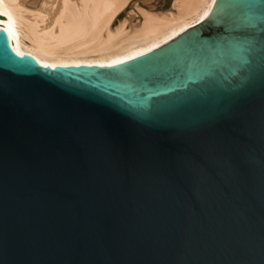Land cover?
<instances>
[{"label":"water","instance_id":"1","mask_svg":"<svg viewBox=\"0 0 264 264\" xmlns=\"http://www.w3.org/2000/svg\"><path fill=\"white\" fill-rule=\"evenodd\" d=\"M8 19L0 264H264V0L113 64L46 66Z\"/></svg>","mask_w":264,"mask_h":264},{"label":"bare ground","instance_id":"2","mask_svg":"<svg viewBox=\"0 0 264 264\" xmlns=\"http://www.w3.org/2000/svg\"><path fill=\"white\" fill-rule=\"evenodd\" d=\"M127 1L0 0V9L9 14L10 40L16 52L55 66L124 61L201 22L214 3L174 0L171 12L141 10L138 27L126 30L120 23L121 27L113 29L111 24Z\"/></svg>","mask_w":264,"mask_h":264},{"label":"rangeland","instance_id":"3","mask_svg":"<svg viewBox=\"0 0 264 264\" xmlns=\"http://www.w3.org/2000/svg\"><path fill=\"white\" fill-rule=\"evenodd\" d=\"M173 2L174 0H128L126 5L114 18L111 27L116 29V27H121V24H124L126 30H132V27H138L137 24L139 25L142 20L143 14L141 10H149L155 13H160L162 11L161 13H167L168 11H173ZM150 7H153L152 10H150ZM132 23L133 25L131 26ZM135 23L136 25H134Z\"/></svg>","mask_w":264,"mask_h":264},{"label":"snow or ice","instance_id":"4","mask_svg":"<svg viewBox=\"0 0 264 264\" xmlns=\"http://www.w3.org/2000/svg\"><path fill=\"white\" fill-rule=\"evenodd\" d=\"M250 13V12H249ZM249 13H246V14H249Z\"/></svg>","mask_w":264,"mask_h":264}]
</instances>
